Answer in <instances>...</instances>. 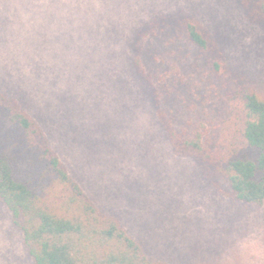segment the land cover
<instances>
[{
	"label": "rangeland",
	"instance_id": "obj_1",
	"mask_svg": "<svg viewBox=\"0 0 264 264\" xmlns=\"http://www.w3.org/2000/svg\"><path fill=\"white\" fill-rule=\"evenodd\" d=\"M248 2L0 0V93L24 104L153 263L264 264V204L232 200L224 177L175 156L167 133L200 136L224 159L247 149L236 93L264 100V23ZM184 16L223 49L228 80L180 32ZM0 264H33L1 204Z\"/></svg>",
	"mask_w": 264,
	"mask_h": 264
},
{
	"label": "trees",
	"instance_id": "obj_2",
	"mask_svg": "<svg viewBox=\"0 0 264 264\" xmlns=\"http://www.w3.org/2000/svg\"><path fill=\"white\" fill-rule=\"evenodd\" d=\"M251 1L252 7L246 5L250 17L264 23V0ZM178 28L217 75L228 80L226 54L211 33L188 16L178 21ZM236 95L245 105V151L220 158L202 137L187 138L170 128L168 139L175 156L192 159L224 177L232 200L263 205L264 100L243 88ZM0 121L11 126L0 134V204L11 213L33 264H158L117 217L105 214L84 191L19 99L0 93Z\"/></svg>",
	"mask_w": 264,
	"mask_h": 264
}]
</instances>
